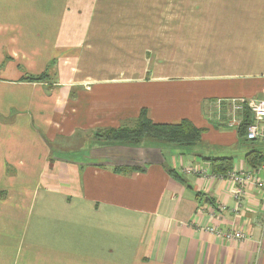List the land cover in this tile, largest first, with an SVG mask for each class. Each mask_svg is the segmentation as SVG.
I'll return each instance as SVG.
<instances>
[{
  "label": "crops",
  "instance_id": "crops-1",
  "mask_svg": "<svg viewBox=\"0 0 264 264\" xmlns=\"http://www.w3.org/2000/svg\"><path fill=\"white\" fill-rule=\"evenodd\" d=\"M174 1L178 16L144 22V0H0V264H264V194L238 196L206 160L243 176L264 141L205 114L264 100V0ZM142 109L191 121L202 143L95 140Z\"/></svg>",
  "mask_w": 264,
  "mask_h": 264
},
{
  "label": "trees",
  "instance_id": "trees-1",
  "mask_svg": "<svg viewBox=\"0 0 264 264\" xmlns=\"http://www.w3.org/2000/svg\"><path fill=\"white\" fill-rule=\"evenodd\" d=\"M48 76L47 72H44L43 74L37 76H25L24 79L31 82H40L44 81L48 78ZM216 102L217 100L206 102L205 114L208 117L214 114V105ZM225 117V111H223L221 118L215 122V125L218 127H224L225 125L228 126L227 120L225 121ZM253 119L254 117L251 111L246 109L243 116V123L237 128L241 138L246 136V127L253 122ZM203 132V129L196 127L189 120H183L177 124L155 123L149 118L148 111L146 109H142L133 126H121L119 128H105L97 130L94 134V138L95 140L107 142L109 144H122L133 147H140L145 142L157 144L165 143L175 149L181 150L183 153H191L193 149H196L202 143ZM246 159L249 165L255 170L264 163V152L260 150L251 151L247 154ZM206 160L210 161L213 173L218 177H228V174L234 169V162L231 157H212L207 158ZM122 170L130 173L138 171L139 168H124ZM170 173L176 178L182 180L181 175H179L175 170H170Z\"/></svg>",
  "mask_w": 264,
  "mask_h": 264
},
{
  "label": "built area",
  "instance_id": "built-area-1",
  "mask_svg": "<svg viewBox=\"0 0 264 264\" xmlns=\"http://www.w3.org/2000/svg\"><path fill=\"white\" fill-rule=\"evenodd\" d=\"M214 109L219 119L223 111H225L227 125L230 128H238L243 123L244 112L246 109L250 110L254 119L253 122L246 127V140L264 141V100H245L242 98L227 101L218 100L214 105ZM262 173H264V163L259 168L243 176L237 175L233 170L228 174V177L236 184L237 194L239 192L238 196L243 194L244 189L250 183H254L264 194V177L261 175ZM211 232H215L217 235L231 240H243L246 237L242 231L223 233L211 229Z\"/></svg>",
  "mask_w": 264,
  "mask_h": 264
},
{
  "label": "rangeland",
  "instance_id": "rangeland-1",
  "mask_svg": "<svg viewBox=\"0 0 264 264\" xmlns=\"http://www.w3.org/2000/svg\"><path fill=\"white\" fill-rule=\"evenodd\" d=\"M148 1L149 0H144V6L140 7V12H139V19L143 20L144 22L147 21L146 20L147 16H154L157 20H163V18H164L163 15H171L174 18L180 14V7L177 4L178 1L172 0V5L162 4L161 7H159L158 4L161 3L162 0H156L157 6L155 9L158 10V12H155L154 15H153L152 11L149 10L152 7L147 6ZM125 9H131V7L125 8ZM145 24H148V23H145ZM65 145L68 146V144H63V145H61V147H64ZM246 147L249 149L248 145Z\"/></svg>",
  "mask_w": 264,
  "mask_h": 264
}]
</instances>
